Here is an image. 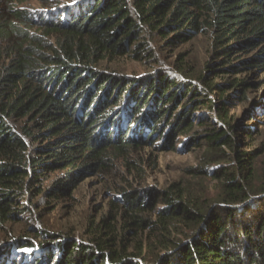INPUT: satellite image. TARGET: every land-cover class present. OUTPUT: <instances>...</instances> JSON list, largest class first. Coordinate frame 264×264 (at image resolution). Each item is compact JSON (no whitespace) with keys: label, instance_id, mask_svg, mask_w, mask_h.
Instances as JSON below:
<instances>
[{"label":"trees","instance_id":"16d2710c","mask_svg":"<svg viewBox=\"0 0 264 264\" xmlns=\"http://www.w3.org/2000/svg\"><path fill=\"white\" fill-rule=\"evenodd\" d=\"M67 1L46 19L23 12L27 0L0 9V231L12 241L0 249V264H15L16 252L22 264H264V186L253 183L252 153L237 154L228 175L226 168L214 173L218 193L205 210L176 191L164 192L165 208L153 213L146 189L108 200L80 236L42 220L14 238L4 232L25 214L33 220L35 200L70 197L83 180L107 171L108 150L122 156L165 141L159 127L166 106L179 103L186 113L175 116L181 122L169 137L199 126L218 146H229V133L243 122L231 110L251 120L263 111L253 92L264 83L255 81L264 76V0ZM144 35L173 53L203 38L207 61L182 79L153 73L135 90L140 81L124 84L110 66L148 55ZM204 107L216 122L188 118ZM162 150L176 148L165 143ZM138 163L126 161L128 173ZM57 172L62 177L51 180Z\"/></svg>","mask_w":264,"mask_h":264},{"label":"rangeland","instance_id":"374dc122","mask_svg":"<svg viewBox=\"0 0 264 264\" xmlns=\"http://www.w3.org/2000/svg\"><path fill=\"white\" fill-rule=\"evenodd\" d=\"M61 2L64 3L66 0H27L19 8L23 12L29 13L30 17L39 18L41 16L46 19L50 18L60 6L64 5ZM9 6V0H0V9H7ZM30 31L34 32V29ZM140 38V42H144L149 47L148 55L143 54L144 58L139 61H136L131 55H127L110 66L117 69L116 79L118 81H123L124 84L127 82L133 84L137 80L140 81L135 86V90L141 88V82L151 81L150 77L153 73L158 76L167 74L172 78L182 79L179 74L190 75V68L198 73L207 61L208 44L203 38H197L190 45L180 48L175 53H173V49L169 51L166 48L164 50L158 49L159 40L151 38L149 35L140 36ZM150 47L153 53L150 51ZM180 52L189 55L185 60H182L177 56V53ZM98 70L101 73L112 74L111 70H106L104 67H99ZM203 72L205 73L204 69ZM208 78H211V76H208ZM263 78L264 76H260L255 81H261ZM184 80L188 81L189 78ZM253 93V98H255L253 101L259 103L258 108L263 111L257 110L255 120H251L250 118H242L243 114L238 116L240 109L231 110L230 114H235L236 122H243H240L241 125L238 126L239 128L235 132L229 133L231 137L229 146L213 145L212 141L209 142L206 139L208 132H205L199 126L188 136H177L176 139H172L167 135V131L170 127L172 131L175 130L176 125L181 122L180 119L175 121V116L180 114L183 118L186 113L184 110H180L179 103H175L172 107L166 106L168 113L160 120L159 127V130L162 127H164L162 130L165 129L163 134L165 141H160L158 144L153 141L152 145L148 144L144 149L130 150L122 156L113 155V152L108 150L106 152L107 171L100 174V176H91L83 180L70 197L66 196L65 198H59V200H51L49 204L46 199L35 200L34 202L37 203L39 208L33 220L30 218L32 213L25 214L23 217H27L26 219H17L7 225L4 232H12L11 237L14 238L17 236L16 231L21 229L30 231L32 227L42 225L40 222L42 220L55 231L80 236L87 224L86 221H91L93 216H97L99 212L103 213L107 209L108 200H112L115 196L124 192L133 193L139 190L146 191V189H150L149 191L154 196V199L148 197L145 201L147 205L152 204L153 206L155 204L153 213L165 208V205L162 204L164 192L169 197L176 191L183 192L184 197L187 199H196L201 206V210H205L214 206L211 202L215 201L218 193L215 190L218 180L214 173L226 168V175H228V171L233 169L237 154L240 155V153H252V163L256 171L253 183L257 188L263 187L264 180L261 177L264 176V83L257 92ZM250 104H253V102H250ZM202 116L207 120L212 118L216 122V116L209 112L206 107L196 111L191 110L188 118L197 123L198 118H202ZM173 123L174 125H172ZM245 126L247 131L252 132L250 139H246L248 134L245 133ZM165 143L172 144L176 150H162V145ZM137 160L139 161L137 167L134 170L130 169L131 174L128 173L125 167L126 161L136 164ZM62 175L63 172H57L51 175V180L61 178ZM140 175L144 177L143 182L140 181L142 179L139 178ZM252 214L247 215L251 217ZM233 217V221L242 219L239 216ZM27 219H30V221H27ZM4 235L3 231H0V249L5 244L12 242ZM20 257V253H13L15 264H22Z\"/></svg>","mask_w":264,"mask_h":264}]
</instances>
